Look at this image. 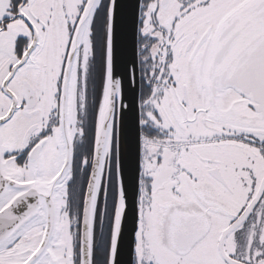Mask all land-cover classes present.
<instances>
[{
  "label": "snow or ice",
  "instance_id": "6c2138e0",
  "mask_svg": "<svg viewBox=\"0 0 264 264\" xmlns=\"http://www.w3.org/2000/svg\"><path fill=\"white\" fill-rule=\"evenodd\" d=\"M0 264H264V0H0Z\"/></svg>",
  "mask_w": 264,
  "mask_h": 264
}]
</instances>
